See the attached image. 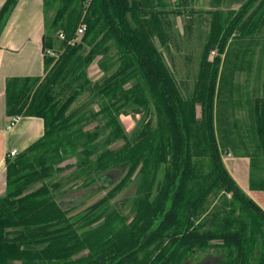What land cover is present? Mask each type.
I'll return each mask as SVG.
<instances>
[{
	"label": "trees",
	"instance_id": "trees-1",
	"mask_svg": "<svg viewBox=\"0 0 264 264\" xmlns=\"http://www.w3.org/2000/svg\"><path fill=\"white\" fill-rule=\"evenodd\" d=\"M44 1L45 15L57 5L44 36L46 73L7 80L6 113L40 117L45 131L6 158L0 264H264V210L222 158L249 157L250 185L264 190V96L238 111L242 120L233 108L223 109L239 85L236 72L246 69L239 52L264 39V0H229L227 9L214 0L219 5L207 10L209 30L188 95L161 49L173 46L170 14L182 15L168 10V0ZM188 1L176 6L191 7ZM18 2L1 6L0 34ZM82 22L85 33L71 43ZM60 33L63 51L48 55L50 39ZM96 61L98 78L89 74ZM85 93L90 98L71 109ZM94 101L99 109L87 106ZM128 107L144 114L132 131L120 118ZM119 140L122 145L109 147ZM70 168V180L83 186L114 185L74 216L68 214L76 206L64 210L60 202L75 197H62L55 179ZM133 177L126 214L111 199Z\"/></svg>",
	"mask_w": 264,
	"mask_h": 264
},
{
	"label": "rangeland",
	"instance_id": "rangeland-1",
	"mask_svg": "<svg viewBox=\"0 0 264 264\" xmlns=\"http://www.w3.org/2000/svg\"><path fill=\"white\" fill-rule=\"evenodd\" d=\"M179 0H168L169 7L168 10L179 9L182 11V15H175L171 13L169 18L171 21V30H172V43L171 49L165 47L161 48L165 53V58L171 67L174 70L177 82L179 83L180 90L183 91L184 95H188L194 88V83L196 80V75L199 69V60L200 55L204 46V42L209 30V14H207V10L212 9L214 7H218L219 4H216L214 0H189L191 2V7L181 6L178 7L176 4ZM220 7L227 9L229 6V0H223L220 4ZM239 7L238 4L234 3L231 5V8L237 9ZM192 10V11H191ZM57 5H54L52 8L47 10V14L45 15L46 27L48 30L49 25L56 14ZM192 25L189 28V25ZM49 32V31H48ZM50 33V32H49ZM82 36H79V40ZM62 38H58L56 36L50 39L49 45L46 47V51L50 50L52 53L48 54L51 56H58L60 52L63 51L62 48ZM89 49V48H87ZM236 49L235 47L233 50ZM228 52V47L226 50V54ZM234 52V51H233ZM235 57L237 58L238 54L240 55L239 59H242L245 56V68L240 73L236 72V80L239 85L235 86L234 89L227 95L230 100H228L227 104L223 109L226 111H237V115L239 117L238 111H246L247 104L251 103V99L257 94L258 96H264V39L254 40L248 45V49H245L244 52H234ZM216 53L211 52L210 59H213ZM226 54H223V58H225ZM90 76L98 78L102 76V72L99 70L97 61L91 67ZM128 86V85H127ZM239 88H242L240 91ZM230 89V88H229ZM228 89V90H229ZM89 95L82 94L78 100H76L71 109H75L81 107L83 103L88 100ZM239 103L245 104L246 108L244 109H236V106ZM93 109H99L97 102H92L90 105H87ZM127 113H123L120 115L122 123L124 124L127 131H132L136 128L137 124L141 122L144 117L143 113H137L132 110L131 107L127 108ZM198 116H200V107H197ZM243 113V115H244ZM243 115H240L239 119H243ZM241 119V120H242ZM96 124H98V119H95L91 124H89L86 129H93ZM154 124H156V116H154ZM123 140H119L109 145L111 148H117L123 144ZM230 154H233L231 152ZM226 155V153L224 154ZM223 155V156H224ZM234 155V154H233ZM95 157V155H94ZM76 158H72L71 162L75 164ZM65 164V163H64ZM75 168H70L65 170L63 173L56 174L55 179L61 181L62 187L60 189L62 193V197H75L76 204L72 207H75L72 211L69 212V216L77 215L83 212L88 206L92 205L96 201L105 197L109 191L114 186L112 183L106 185V187L101 186L100 183L96 182L89 186L81 185L82 181L74 182L71 181V172ZM118 175L115 180L116 184L124 173H116ZM103 184L105 182H102ZM137 187V182L135 178L130 181V183L118 193L115 197L111 199V206L122 210V212L128 214L130 210V201L132 197L135 195ZM74 200V199H73ZM70 207L69 209H71Z\"/></svg>",
	"mask_w": 264,
	"mask_h": 264
},
{
	"label": "crops",
	"instance_id": "crops-1",
	"mask_svg": "<svg viewBox=\"0 0 264 264\" xmlns=\"http://www.w3.org/2000/svg\"><path fill=\"white\" fill-rule=\"evenodd\" d=\"M4 2L0 0V8ZM46 31L45 1L19 0L0 34V197L6 194V158L10 151L21 152L44 135L42 118L6 113V86L10 77L45 75ZM230 153L222 157L228 172L264 210V190L253 189L250 185L251 159Z\"/></svg>",
	"mask_w": 264,
	"mask_h": 264
},
{
	"label": "built area",
	"instance_id": "built-area-1",
	"mask_svg": "<svg viewBox=\"0 0 264 264\" xmlns=\"http://www.w3.org/2000/svg\"><path fill=\"white\" fill-rule=\"evenodd\" d=\"M86 28H87V25H86V23H84V22H82L80 25H79V27H78V29H77V32H76V39L75 40H71L70 42L71 43H74L76 40H79V36H82L84 33H85V31H86ZM64 33H60L59 34V37L60 38H62V39H64ZM52 52L49 50L48 51V54H51ZM215 53V52H214ZM16 120V117H15V119H14V121ZM14 121H12V124H13V122ZM18 153V151L17 150H12V151H10V156H15L16 154Z\"/></svg>",
	"mask_w": 264,
	"mask_h": 264
},
{
	"label": "water",
	"instance_id": "water-1",
	"mask_svg": "<svg viewBox=\"0 0 264 264\" xmlns=\"http://www.w3.org/2000/svg\"><path fill=\"white\" fill-rule=\"evenodd\" d=\"M62 166L63 165H65V164H61ZM163 177V174L161 175V178ZM76 204V201L74 200V201H65V200H63V201H61L60 202V205H61V207L64 209V210H66V209H68V208H70V207H72V206H74ZM148 234H149V232H147L144 236H143V238H142V240H141V244L143 243V241L146 239V237L148 236Z\"/></svg>",
	"mask_w": 264,
	"mask_h": 264
}]
</instances>
